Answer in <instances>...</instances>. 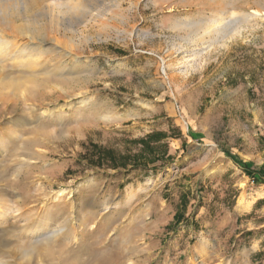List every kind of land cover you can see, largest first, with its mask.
Instances as JSON below:
<instances>
[{
  "label": "rangeland",
  "instance_id": "374dc122",
  "mask_svg": "<svg viewBox=\"0 0 264 264\" xmlns=\"http://www.w3.org/2000/svg\"><path fill=\"white\" fill-rule=\"evenodd\" d=\"M0 47V264H264V0H0Z\"/></svg>",
  "mask_w": 264,
  "mask_h": 264
},
{
  "label": "bare ground",
  "instance_id": "6f19581e",
  "mask_svg": "<svg viewBox=\"0 0 264 264\" xmlns=\"http://www.w3.org/2000/svg\"><path fill=\"white\" fill-rule=\"evenodd\" d=\"M247 17H248V15H244V16L242 17L244 22L246 21ZM2 47H3V46H2ZM4 48H5V47H4ZM4 48H1V47H0V52H1V53H2L3 51H5ZM56 108H58V110H59V109H62L63 107L58 106V107H56ZM68 212H70V211H68ZM58 231H59V230H58ZM54 233H56V232H54Z\"/></svg>",
  "mask_w": 264,
  "mask_h": 264
},
{
  "label": "trees",
  "instance_id": "16d2710c",
  "mask_svg": "<svg viewBox=\"0 0 264 264\" xmlns=\"http://www.w3.org/2000/svg\"><path fill=\"white\" fill-rule=\"evenodd\" d=\"M246 173H247V175H250L251 174L249 171H247ZM251 178H253V180H254V177L253 176H251Z\"/></svg>",
  "mask_w": 264,
  "mask_h": 264
},
{
  "label": "crops",
  "instance_id": "0c3cea01",
  "mask_svg": "<svg viewBox=\"0 0 264 264\" xmlns=\"http://www.w3.org/2000/svg\"><path fill=\"white\" fill-rule=\"evenodd\" d=\"M247 255L249 256V258H250V254L249 253H247Z\"/></svg>",
  "mask_w": 264,
  "mask_h": 264
}]
</instances>
